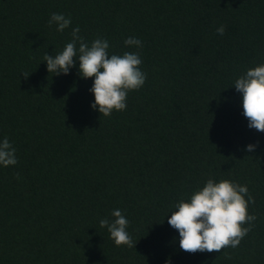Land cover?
<instances>
[{
	"label": "trees",
	"instance_id": "obj_1",
	"mask_svg": "<svg viewBox=\"0 0 264 264\" xmlns=\"http://www.w3.org/2000/svg\"><path fill=\"white\" fill-rule=\"evenodd\" d=\"M52 13L70 26L50 27ZM77 26L109 55L140 54L147 78L125 110L91 108L78 59L47 72ZM260 64L264 0H0V141L18 161L0 166V264H264V132L233 87ZM210 178L246 185L257 219L237 247L190 254L167 218ZM115 209L134 248L99 225Z\"/></svg>",
	"mask_w": 264,
	"mask_h": 264
},
{
	"label": "clouds",
	"instance_id": "obj_2",
	"mask_svg": "<svg viewBox=\"0 0 264 264\" xmlns=\"http://www.w3.org/2000/svg\"><path fill=\"white\" fill-rule=\"evenodd\" d=\"M71 24V18L62 13H52L48 25L56 26L57 32H63ZM223 35V25L216 29ZM77 26L71 31V41L56 55L45 53L48 73L67 75L79 61L78 73L82 79L92 78L89 91L94 97L91 108L100 115L111 116L113 111H123L127 107L128 93L139 90L145 83L146 73L140 68L142 60L138 52H124L122 55H109L107 39L96 38L89 45ZM127 47L139 48L142 41L135 37L124 40ZM27 78L29 73H21ZM241 95L243 116L248 127L264 132V64L249 68L238 77L233 86ZM256 145L249 144L247 151H254ZM16 149L7 137L0 141V166L8 167L18 163ZM20 179L19 173L15 177ZM247 197V199L245 198ZM254 203L246 185H240L228 179L219 182L208 179L204 186L194 191L187 201L180 200L172 207L167 223L179 234V247L182 251L218 252L224 248H235L248 234L257 217L247 211ZM111 219L99 221L101 228H106L114 245H126L134 248V242L128 232L129 220L120 209L111 212ZM244 225H248L245 227ZM230 259V256H226ZM167 264V262H166Z\"/></svg>",
	"mask_w": 264,
	"mask_h": 264
}]
</instances>
